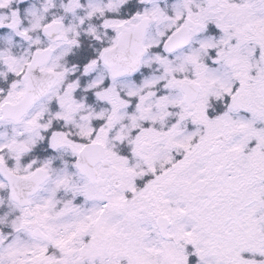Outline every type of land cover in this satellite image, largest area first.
I'll return each instance as SVG.
<instances>
[{
	"label": "snow or ice",
	"instance_id": "snow-or-ice-1",
	"mask_svg": "<svg viewBox=\"0 0 264 264\" xmlns=\"http://www.w3.org/2000/svg\"><path fill=\"white\" fill-rule=\"evenodd\" d=\"M0 264H264V0H0Z\"/></svg>",
	"mask_w": 264,
	"mask_h": 264
}]
</instances>
